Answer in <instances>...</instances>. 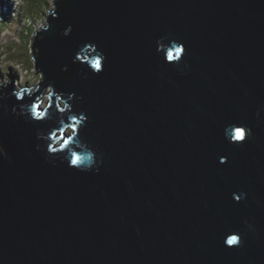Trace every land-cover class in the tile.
I'll return each instance as SVG.
<instances>
[{
	"label": "water",
	"instance_id": "obj_1",
	"mask_svg": "<svg viewBox=\"0 0 264 264\" xmlns=\"http://www.w3.org/2000/svg\"><path fill=\"white\" fill-rule=\"evenodd\" d=\"M169 33L187 68L157 53ZM32 49L40 92H75L77 137L103 164L51 163L36 130L55 125L11 113L29 96L0 102V264H264V0H57ZM237 123L255 140L228 143ZM237 230L243 245L226 247Z\"/></svg>",
	"mask_w": 264,
	"mask_h": 264
},
{
	"label": "clouds",
	"instance_id": "obj_2",
	"mask_svg": "<svg viewBox=\"0 0 264 264\" xmlns=\"http://www.w3.org/2000/svg\"><path fill=\"white\" fill-rule=\"evenodd\" d=\"M169 33L167 37H161L156 41L157 53L165 50L162 45H168L166 49L163 63H172L177 69L187 68L188 65L183 61L186 55L185 44L178 39L171 38ZM167 40V42H165ZM95 43V42H94ZM95 51V49H94ZM109 56L107 52L99 48L96 54L89 63V69L92 75H98L108 63ZM175 61V63H174ZM67 70V66L65 69ZM87 80V75L83 76ZM6 87L0 84V88ZM25 95L29 96V103H17L11 106V113L18 116H23L29 122H42L45 120L51 121L53 127L49 131L37 128L36 137L38 140L45 142V147L37 145V148L46 153V159L51 158L50 162L55 164L56 158H60L62 163H66L68 167L75 168L81 172H98L100 166L103 164V153L97 147L90 144L85 138L77 137V128H85L87 126L89 117L83 112L75 110L74 101L80 99L75 92L65 93L57 91L54 83L50 84L46 92L40 93L33 97L31 90L12 89L9 92H0V102H3L12 96L17 102L23 101ZM54 98V99H53ZM54 105V106H53ZM0 109H3L5 115L9 113V106L6 103H0ZM51 110V111H50ZM257 118L260 117V111L256 113ZM71 129L70 134L65 137L64 133ZM225 139L228 143H244L247 140H255V132L253 128L246 123L228 124L224 130ZM77 137V139H73ZM51 141V143H49ZM57 153H64L57 155ZM0 155L7 157V151L3 144H0ZM227 162L226 156L219 157V163ZM233 198L236 202L242 199H247V193L241 191L239 194L233 193ZM259 204L260 202L257 201ZM244 223L249 229H253V224L249 220ZM245 236L237 231L230 232L224 238V245L226 247H240L243 245Z\"/></svg>",
	"mask_w": 264,
	"mask_h": 264
},
{
	"label": "rangeland",
	"instance_id": "obj_3",
	"mask_svg": "<svg viewBox=\"0 0 264 264\" xmlns=\"http://www.w3.org/2000/svg\"><path fill=\"white\" fill-rule=\"evenodd\" d=\"M56 1L10 0L6 4L0 22V84L13 79L14 87L21 89L26 84L32 88L41 83L42 77L34 66L32 42Z\"/></svg>",
	"mask_w": 264,
	"mask_h": 264
},
{
	"label": "trees",
	"instance_id": "obj_4",
	"mask_svg": "<svg viewBox=\"0 0 264 264\" xmlns=\"http://www.w3.org/2000/svg\"><path fill=\"white\" fill-rule=\"evenodd\" d=\"M44 10H45V9H44ZM44 10H43V11H44ZM29 15H30V14H29ZM28 17H29V16H28ZM38 74H39V73H38ZM3 85H4V84H3Z\"/></svg>",
	"mask_w": 264,
	"mask_h": 264
},
{
	"label": "bare ground",
	"instance_id": "obj_5",
	"mask_svg": "<svg viewBox=\"0 0 264 264\" xmlns=\"http://www.w3.org/2000/svg\"><path fill=\"white\" fill-rule=\"evenodd\" d=\"M38 33V32H37Z\"/></svg>",
	"mask_w": 264,
	"mask_h": 264
}]
</instances>
